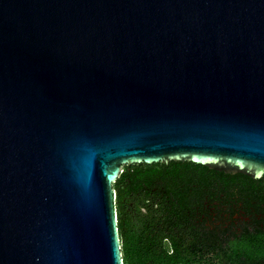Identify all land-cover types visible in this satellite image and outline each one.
Instances as JSON below:
<instances>
[{"label": "water", "instance_id": "water-1", "mask_svg": "<svg viewBox=\"0 0 264 264\" xmlns=\"http://www.w3.org/2000/svg\"><path fill=\"white\" fill-rule=\"evenodd\" d=\"M264 174V0H0V264H123L126 164Z\"/></svg>", "mask_w": 264, "mask_h": 264}, {"label": "trees", "instance_id": "trees-1", "mask_svg": "<svg viewBox=\"0 0 264 264\" xmlns=\"http://www.w3.org/2000/svg\"><path fill=\"white\" fill-rule=\"evenodd\" d=\"M227 174L181 160L124 165L112 183L122 263L194 264V186Z\"/></svg>", "mask_w": 264, "mask_h": 264}, {"label": "flooded vegetation", "instance_id": "flooded-vegetation-1", "mask_svg": "<svg viewBox=\"0 0 264 264\" xmlns=\"http://www.w3.org/2000/svg\"><path fill=\"white\" fill-rule=\"evenodd\" d=\"M194 189V264H264V174Z\"/></svg>", "mask_w": 264, "mask_h": 264}]
</instances>
